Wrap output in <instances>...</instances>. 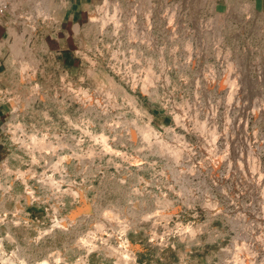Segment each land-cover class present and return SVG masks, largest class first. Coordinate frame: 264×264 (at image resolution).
I'll return each mask as SVG.
<instances>
[{"label": "rangeland", "instance_id": "1", "mask_svg": "<svg viewBox=\"0 0 264 264\" xmlns=\"http://www.w3.org/2000/svg\"><path fill=\"white\" fill-rule=\"evenodd\" d=\"M89 2L7 16L0 264H264V0Z\"/></svg>", "mask_w": 264, "mask_h": 264}, {"label": "crops", "instance_id": "2", "mask_svg": "<svg viewBox=\"0 0 264 264\" xmlns=\"http://www.w3.org/2000/svg\"><path fill=\"white\" fill-rule=\"evenodd\" d=\"M63 1L65 3L64 6H67L64 14L65 19L68 16L71 17L72 19H75L76 17L81 15L82 11L86 6H90L92 4L91 2H89V0H63ZM33 6H40V5L35 3L33 4ZM8 21H9L8 18H5L0 21V75H2L1 68L3 63L5 62V58L10 56V52H11L8 45L11 42V38L9 34L10 32L7 25Z\"/></svg>", "mask_w": 264, "mask_h": 264}, {"label": "bare ground", "instance_id": "3", "mask_svg": "<svg viewBox=\"0 0 264 264\" xmlns=\"http://www.w3.org/2000/svg\"><path fill=\"white\" fill-rule=\"evenodd\" d=\"M18 1H19V0H18ZM18 1H17L16 3L14 2L15 4L13 3L14 5L11 7V10H10L9 13H11V14H15L16 10L18 9L17 7L21 5V3H20L21 0H20L19 3H18ZM35 9H36V8H35ZM13 16H14V15H13ZM93 18H94L93 13H90V21L94 22V19H93ZM131 30H132V29H131ZM137 32H138L137 35H139L140 38H142V37L147 38V36L145 35V29L142 28V29L138 30ZM132 34L134 35V36H133L134 38H137V37H138V36H137V37L135 36V35H136V34H135V31H133ZM139 37H138V38H139ZM144 38H143V39H144ZM148 128H149V127H148ZM141 131L143 132V131H145V130H141ZM148 131H150V128H149L148 130L146 129V131H145V133L147 132V133H149V135H150V132H151L152 130H151L150 132H148ZM142 132H141V133H142ZM142 135H143V134H142ZM145 135H146V134H145ZM263 190H264V189H263ZM115 212H116V211L111 212V213H115ZM109 214H110V212H108V215H109ZM110 215H111V214H110ZM110 215H109V216H110ZM114 215H116V213L113 214V217H112V218L115 217ZM116 216H117V215H116ZM67 219H68V218H67ZM115 220H116V217H115ZM68 221H69V220H68ZM64 222H65V221H62V223H64ZM60 224H61V223H60ZM263 224H264V223H263ZM62 225H63V224H62ZM238 238H239V237H238ZM83 239H84V238H83ZM241 239H242V238H241ZM241 242H242V241H241ZM241 242H239V243H241ZM236 244H237V243H236ZM241 249H242V248H241ZM243 250H244V249H243ZM234 251H235V250H234ZM234 251H233V252H234ZM242 252H243V251H242ZM240 253H241V252H240ZM240 253H239V254H240ZM237 254H238V253H237ZM242 254H243V253H242ZM240 255H241V254H240ZM230 256H231V254H230ZM234 256H235V255H234ZM14 257H15V256H14ZM12 258H13V256H12ZM12 258H11V259H12ZM240 258H241V257H240ZM13 259H15V258H13ZM250 260H251V259H250ZM250 260H249V261H250ZM10 261H11V260H10ZM10 261H9V262H10ZM12 261H13V260H12ZM12 261H11V262H12ZM16 261H17V259H16ZM238 261H239V259H238ZM243 261H244V260H243ZM245 261H246V260H245ZM13 262H14V261H13ZM13 262H12V263H13ZM14 263H15V262H14ZM242 263H243V262H242ZM16 264H17V263H16ZM234 264H235V263H234Z\"/></svg>", "mask_w": 264, "mask_h": 264}, {"label": "built area", "instance_id": "4", "mask_svg": "<svg viewBox=\"0 0 264 264\" xmlns=\"http://www.w3.org/2000/svg\"><path fill=\"white\" fill-rule=\"evenodd\" d=\"M14 1L15 0H0V21L7 18ZM1 74L4 76V71Z\"/></svg>", "mask_w": 264, "mask_h": 264}]
</instances>
